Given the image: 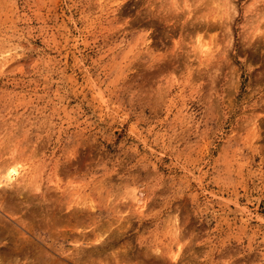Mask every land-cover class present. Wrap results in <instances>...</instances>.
<instances>
[{
	"label": "rangeland",
	"instance_id": "1",
	"mask_svg": "<svg viewBox=\"0 0 264 264\" xmlns=\"http://www.w3.org/2000/svg\"><path fill=\"white\" fill-rule=\"evenodd\" d=\"M0 264H264V0H0Z\"/></svg>",
	"mask_w": 264,
	"mask_h": 264
}]
</instances>
